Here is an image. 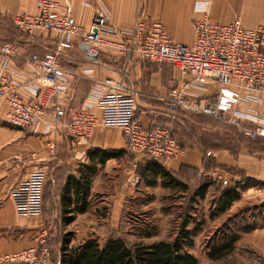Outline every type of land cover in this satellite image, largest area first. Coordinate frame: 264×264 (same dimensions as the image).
Masks as SVG:
<instances>
[{
    "label": "crops",
    "instance_id": "obj_1",
    "mask_svg": "<svg viewBox=\"0 0 264 264\" xmlns=\"http://www.w3.org/2000/svg\"><path fill=\"white\" fill-rule=\"evenodd\" d=\"M55 1L60 10H69L77 23L84 27L89 26L94 13L92 5L85 4L84 0ZM100 1L107 6L109 21L114 26L130 29L136 15L142 11L147 23L155 19L161 21L174 43L192 44L195 39L192 22L205 14L220 25L239 18L245 28L264 30V0ZM37 12L36 0H0V43L12 42L20 47V56L3 65L0 74L16 82L14 90L25 101L34 100L35 90L44 84L42 76L30 67L28 55L33 52L45 53L54 49L55 35L47 31H34L32 34H27L19 30L12 23V19L21 14ZM260 49L264 53V31ZM108 51L110 56L99 62L87 60L84 53L76 46L64 51L63 67L70 74L60 81L62 96L58 104L65 109L66 117L68 118L72 111L85 106H88L95 115L100 116L105 104L99 101L102 90L100 83L109 76L114 79H123L127 92L121 94H129L135 102L133 111L135 121L143 126H152L165 120L167 114H165L163 101L182 83H190L192 77L182 75L166 62L140 61L135 56L127 58L116 49ZM218 89L217 82L210 79H200L189 86V92L199 97L212 96L218 92ZM238 94L239 103L235 105V110L247 113L249 116H254L255 111L259 112L260 119L264 121V98L256 102L247 98L242 91H238ZM7 109V104L0 99V264H7L1 261L4 255L29 247L37 248L46 238H49L52 248L59 254L60 236L62 233L70 232L64 227L77 220L81 224V229L95 224L94 222L104 224L97 214L98 207L97 204L92 203V198L96 193L103 191L104 182L101 176L114 169L118 175V181L114 185V191L104 196L109 202L108 206L112 214L108 223L103 225V229L106 230L104 236L98 238L97 235L90 233L81 237L76 243H73L72 236L71 245H77L91 238L103 243L111 235L121 234L118 218L126 206L127 197L136 199L139 193L155 188L156 185L163 190L169 189L161 186L160 177H157L156 183L152 186L139 178L135 169L137 162L141 159L136 157L131 159L132 154L130 155L126 148V141L119 127L98 124L88 139H76L68 135L65 128L55 129L48 117H45L37 131L12 127L5 119ZM49 139H54L57 145L54 156H50L46 148V142ZM262 145L259 143L256 148L243 146L239 152L233 153L229 149L222 148L203 149L197 144L182 147L183 152L176 158L157 162L161 163L174 177L185 182L187 186L200 183L197 177L199 170L207 171V168L217 165L224 173V177L228 181L231 179L230 181L234 182L237 185L235 188L238 189V184L243 181L264 184ZM94 148L123 150L124 153L122 156L107 158L97 164L91 181L89 208L77 214L72 222L65 223L61 219V189L68 175H79L83 164L88 163L87 153ZM207 151H210L211 155H206ZM39 171L44 173L43 184L47 183L43 214L19 216L10 191L22 179ZM262 187L264 189V186ZM248 190L250 189L241 192V198L238 200H255L257 197H264L260 188L257 194H250ZM238 200L234 201L226 211L232 210L233 204L239 203ZM237 234L238 239L233 245H238L240 241L241 244L251 245L259 254L260 264H264V225L237 232Z\"/></svg>",
    "mask_w": 264,
    "mask_h": 264
},
{
    "label": "built area",
    "instance_id": "obj_2",
    "mask_svg": "<svg viewBox=\"0 0 264 264\" xmlns=\"http://www.w3.org/2000/svg\"><path fill=\"white\" fill-rule=\"evenodd\" d=\"M38 12L21 14L12 23L21 31H47L55 35L54 49L45 53L33 52L28 63L44 80L35 90L34 100H23L14 90L15 81L0 74V99L7 104L6 122L19 129H33L48 117L50 124L65 128L76 139H88L98 124L121 128L130 154L140 159L164 161L176 158L183 152L173 131L166 125L143 126L134 120V101L127 92L123 79L105 77L100 85L99 101L105 102L100 116L88 106L80 107L66 117L65 109L58 104L62 96L60 81L70 72L63 67L64 51L76 46L87 60L99 62L110 56V49L122 52L127 58L135 56L140 61L166 62L182 75L192 77L182 83L163 101V107L173 117L179 112H192L224 119L249 139L264 137V121L259 112L254 116L235 110L239 103L238 91L247 98L260 102L264 98V53L261 51L262 28L248 29L239 18L224 25L213 22L207 14L193 20L195 39L192 44L171 41L158 19L147 23L140 11L130 29H120L109 21V10L100 0H84L92 5L94 13L88 27L77 23L69 10H60L55 0H36ZM20 47L12 42L0 43V69L20 56ZM1 73V72H0ZM200 79H210L219 85L212 96L199 97L189 92L190 84ZM48 125V127L50 126ZM50 156L56 153L54 139L46 142ZM206 155H211L210 151ZM199 180L227 184L228 179L218 169L199 170ZM44 173H31L14 186L12 196L19 216L42 215V190ZM29 247L1 258L7 264H51L46 246Z\"/></svg>",
    "mask_w": 264,
    "mask_h": 264
},
{
    "label": "rangeland",
    "instance_id": "obj_3",
    "mask_svg": "<svg viewBox=\"0 0 264 264\" xmlns=\"http://www.w3.org/2000/svg\"><path fill=\"white\" fill-rule=\"evenodd\" d=\"M165 114H167L166 119L158 123L168 126L184 148L199 144L203 149L222 148L229 149L233 153L239 152L243 146L256 148L259 143H262L264 148L263 137L249 139L224 119L181 111L174 117L167 112ZM130 157L133 160L134 156ZM115 172L114 169L101 176L104 182L103 191L96 193L92 198V203L97 204L98 207L97 214L104 224H107L112 217L109 202L104 196L114 191V185L118 181ZM230 180L227 184L211 182L203 198L193 195L202 183L201 180L197 185L196 183L188 185L184 190H163L156 185L155 188L139 193L136 199L127 197L126 206L118 218L121 236L129 245L151 243L160 239H174L176 235L182 236L184 229L190 233V237L183 243L184 248L197 258L198 264H260L257 251L251 245L241 244V241L238 245H233L228 254L225 253L218 259H210L207 255L208 250L215 244L213 238L215 235L217 237L230 233L238 235L237 232L264 225V197H257L255 200H238L239 203L233 204L234 208L230 211L220 209L221 192L234 185ZM262 186H264L262 182L258 185L255 182L243 181L238 184V191L240 196L241 192L247 189H250L248 190L250 194H257L259 188L264 193ZM94 223L81 229V224L77 220L64 229L71 232L73 243L90 233L97 235L98 238L104 236L106 231L103 229L104 224Z\"/></svg>",
    "mask_w": 264,
    "mask_h": 264
},
{
    "label": "trees",
    "instance_id": "obj_4",
    "mask_svg": "<svg viewBox=\"0 0 264 264\" xmlns=\"http://www.w3.org/2000/svg\"><path fill=\"white\" fill-rule=\"evenodd\" d=\"M123 153V150L91 149L87 153L88 163L83 164L79 175L72 174L66 177L60 194L61 219L65 223L72 222L77 214L89 208L91 181L97 164L107 158L122 156ZM212 169L222 171L217 165L207 168V171ZM136 170L139 178L149 186L154 185L157 177H160V184L164 188L187 189L185 182L174 177L155 160L141 159L137 162ZM201 182L193 194L199 198L205 196V191L212 181L204 179ZM46 185L47 183L42 190V214ZM236 186L234 184L221 192L219 202L222 211L240 198V192L235 188ZM248 229L245 230L248 231ZM181 235H176L171 240L161 239L151 243L129 245L121 234H113L103 243L91 238L77 245H71L72 234L65 232L59 239V254L52 248L49 238L45 239L42 246L47 247L51 264H198L197 258L184 248L183 243L190 237V233L183 229ZM213 238H215V244L207 252L210 259L218 258L231 250L238 236L230 233L222 237L215 235ZM38 248H41V245Z\"/></svg>",
    "mask_w": 264,
    "mask_h": 264
}]
</instances>
